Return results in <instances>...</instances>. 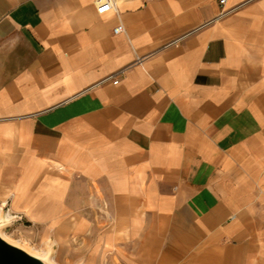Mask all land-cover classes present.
Returning a JSON list of instances; mask_svg holds the SVG:
<instances>
[{
	"label": "crops",
	"instance_id": "0c3cea01",
	"mask_svg": "<svg viewBox=\"0 0 264 264\" xmlns=\"http://www.w3.org/2000/svg\"><path fill=\"white\" fill-rule=\"evenodd\" d=\"M220 1L0 0L8 231L63 264H264V0Z\"/></svg>",
	"mask_w": 264,
	"mask_h": 264
},
{
	"label": "water",
	"instance_id": "95a60500",
	"mask_svg": "<svg viewBox=\"0 0 264 264\" xmlns=\"http://www.w3.org/2000/svg\"><path fill=\"white\" fill-rule=\"evenodd\" d=\"M13 222L6 217L0 218V264H52L50 252L44 260L31 255L20 244L14 245L2 238L1 233L7 231Z\"/></svg>",
	"mask_w": 264,
	"mask_h": 264
},
{
	"label": "built area",
	"instance_id": "2783aa9c",
	"mask_svg": "<svg viewBox=\"0 0 264 264\" xmlns=\"http://www.w3.org/2000/svg\"><path fill=\"white\" fill-rule=\"evenodd\" d=\"M226 3V0H221L220 1V5L221 6H224ZM96 4H97V11L100 15H104V13H107V12H111L113 10L116 9V4H115V0H96ZM229 12L228 11H222L221 14L217 17V19H222L225 17V15H227ZM124 26L122 25H119L118 28H116L114 30V35H119L120 33H123L124 32ZM178 41L176 42H173L170 45H174V44H177ZM109 79H113L112 77L109 78ZM119 82L118 81H115L114 84H118Z\"/></svg>",
	"mask_w": 264,
	"mask_h": 264
},
{
	"label": "rangeland",
	"instance_id": "374dc122",
	"mask_svg": "<svg viewBox=\"0 0 264 264\" xmlns=\"http://www.w3.org/2000/svg\"><path fill=\"white\" fill-rule=\"evenodd\" d=\"M4 234L12 241L14 242L15 244L17 245H21L23 246L24 248H26L28 251H30L31 253L33 254H41V255H48L49 252L47 251H43L41 248H39L38 246H35V245H31L29 244L27 241L25 240H22V239H19V237H17L15 234H14V231H4ZM52 250V249H51ZM51 253V256H52V259L54 260L55 263L57 264H63V261L60 259V256L59 255H55V252L54 251H50ZM70 264V263H69Z\"/></svg>",
	"mask_w": 264,
	"mask_h": 264
},
{
	"label": "bare ground",
	"instance_id": "6f19581e",
	"mask_svg": "<svg viewBox=\"0 0 264 264\" xmlns=\"http://www.w3.org/2000/svg\"><path fill=\"white\" fill-rule=\"evenodd\" d=\"M1 236H2V238L5 239L7 242H10V243H12V244H14V245H17V244H15L14 242H12V241H11V240H10V239H9L4 233H3V232L1 233ZM25 249H26V248H25ZM26 250H27V249H26ZM27 252L30 253V254L33 255V256L40 257L41 259H44V260L47 259V256H46V255H41V254L39 255V254H36V253L33 254V253H31L30 251H28V250H27ZM51 263H52V264H57V263L54 262L53 259H51Z\"/></svg>",
	"mask_w": 264,
	"mask_h": 264
}]
</instances>
